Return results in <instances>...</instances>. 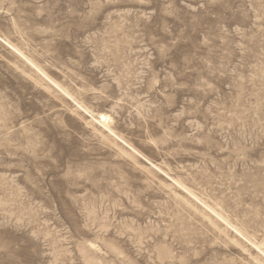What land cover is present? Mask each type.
Returning a JSON list of instances; mask_svg holds the SVG:
<instances>
[{
	"label": "rangeland",
	"instance_id": "rangeland-1",
	"mask_svg": "<svg viewBox=\"0 0 264 264\" xmlns=\"http://www.w3.org/2000/svg\"><path fill=\"white\" fill-rule=\"evenodd\" d=\"M0 264H264V0H0Z\"/></svg>",
	"mask_w": 264,
	"mask_h": 264
},
{
	"label": "bare ground",
	"instance_id": "bare-ground-1",
	"mask_svg": "<svg viewBox=\"0 0 264 264\" xmlns=\"http://www.w3.org/2000/svg\"><path fill=\"white\" fill-rule=\"evenodd\" d=\"M93 247V246H92Z\"/></svg>",
	"mask_w": 264,
	"mask_h": 264
}]
</instances>
